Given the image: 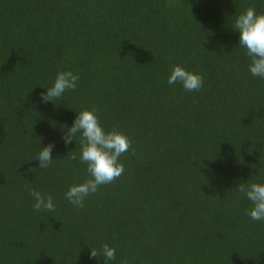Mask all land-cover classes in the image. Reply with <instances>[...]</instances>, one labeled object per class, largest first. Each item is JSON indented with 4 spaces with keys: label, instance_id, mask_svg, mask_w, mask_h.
I'll return each instance as SVG.
<instances>
[{
    "label": "trees",
    "instance_id": "16d2710c",
    "mask_svg": "<svg viewBox=\"0 0 264 264\" xmlns=\"http://www.w3.org/2000/svg\"><path fill=\"white\" fill-rule=\"evenodd\" d=\"M248 8L264 0H0V264H103L104 244L114 264H264V222L238 191L264 183V80L232 30ZM174 65L203 87L168 85ZM65 70L77 88L41 103ZM92 109L131 147L76 208L64 193L90 177L79 137L61 136ZM30 190L55 211H33Z\"/></svg>",
    "mask_w": 264,
    "mask_h": 264
},
{
    "label": "clouds",
    "instance_id": "9594fccd",
    "mask_svg": "<svg viewBox=\"0 0 264 264\" xmlns=\"http://www.w3.org/2000/svg\"><path fill=\"white\" fill-rule=\"evenodd\" d=\"M232 30L238 34V46L245 51L249 59L248 72L264 80V13H257L254 8H248L238 15L233 23ZM79 75L70 70L58 71L49 87L40 95V102L53 104L59 100L67 91H74L78 86ZM180 84L184 91L195 92L203 87L204 78L202 74L186 70L181 65H174L167 78L168 85ZM71 127L63 131L61 139L65 146L71 144L79 137L81 149L79 159L86 164L89 179L82 183L71 185L64 193V198L74 207H84L85 199L97 193L102 185L112 183L124 172V164L119 158L131 147L129 138L119 131H106L101 125L96 109L82 110L76 112ZM54 143H49L40 149L36 155L35 162L38 169H47L53 161L52 153ZM75 159V157H73ZM35 168H30L32 172ZM238 191L243 194L251 207L247 215L252 221L264 222V183L239 184ZM33 199V211H55L52 196H45L40 191L30 190ZM103 264H114L116 260V249L108 244L101 246L99 250L90 249V257Z\"/></svg>",
    "mask_w": 264,
    "mask_h": 264
}]
</instances>
